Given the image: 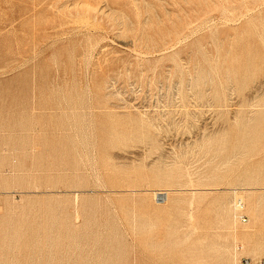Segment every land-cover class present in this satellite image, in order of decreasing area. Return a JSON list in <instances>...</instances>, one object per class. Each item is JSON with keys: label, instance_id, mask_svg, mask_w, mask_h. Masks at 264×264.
I'll return each instance as SVG.
<instances>
[{"label": "rangeland", "instance_id": "obj_1", "mask_svg": "<svg viewBox=\"0 0 264 264\" xmlns=\"http://www.w3.org/2000/svg\"><path fill=\"white\" fill-rule=\"evenodd\" d=\"M263 187L264 0H0V264L264 262Z\"/></svg>", "mask_w": 264, "mask_h": 264}, {"label": "bare ground", "instance_id": "obj_2", "mask_svg": "<svg viewBox=\"0 0 264 264\" xmlns=\"http://www.w3.org/2000/svg\"><path fill=\"white\" fill-rule=\"evenodd\" d=\"M79 6V5H78ZM236 156V155H235ZM187 176H189V175H187ZM189 179H190V177H189ZM191 185V184H190ZM193 187V186H192ZM264 188V187H263ZM243 189V188H242ZM245 189V188H244ZM247 189V188H246ZM251 189V188H250ZM249 189V190H250ZM258 189V188H257ZM260 189V188H259ZM258 189V190H259ZM236 190H238V189H236ZM234 191V194H237L236 192L237 191ZM254 190V189H253ZM256 190V189H255ZM261 190V189H260ZM251 191V190H250ZM232 192V191H231ZM239 192V191H238ZM243 192V191H242ZM247 192V191H246ZM252 192V191H251ZM245 193V192H244ZM168 195H169V193L167 192V193H165V191H158V192H155V196L157 197L158 196V201L159 202H166L167 200H168ZM254 198V197H253ZM252 198V202H251V205H252V212H253V214H256V212H257V207H258V201L256 200V199H253ZM193 200V199H192ZM238 200H242L241 198H237V201ZM230 201V200H229ZM237 201H235L236 202V208L238 209V206H237ZM193 202V201H192ZM242 202H243V200H242ZM162 203V204H163ZM244 203V202H243ZM192 204V203H191ZM235 211V210H234ZM236 216V215H235ZM234 220H235V217H234ZM235 228V227H234ZM235 233V232H234ZM236 249V248H235ZM236 257V256H235ZM236 259V258H235Z\"/></svg>", "mask_w": 264, "mask_h": 264}, {"label": "built area", "instance_id": "obj_3", "mask_svg": "<svg viewBox=\"0 0 264 264\" xmlns=\"http://www.w3.org/2000/svg\"><path fill=\"white\" fill-rule=\"evenodd\" d=\"M237 206H238V211L241 213V218L243 220V222H248V217L247 215L244 213V209H245V204L242 202V200H238L237 201ZM257 264H264V262H258Z\"/></svg>", "mask_w": 264, "mask_h": 264}]
</instances>
